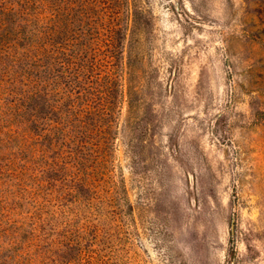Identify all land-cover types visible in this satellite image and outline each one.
<instances>
[{
  "label": "rangeland",
  "instance_id": "rangeland-1",
  "mask_svg": "<svg viewBox=\"0 0 264 264\" xmlns=\"http://www.w3.org/2000/svg\"><path fill=\"white\" fill-rule=\"evenodd\" d=\"M0 264H264V0H0Z\"/></svg>",
  "mask_w": 264,
  "mask_h": 264
}]
</instances>
